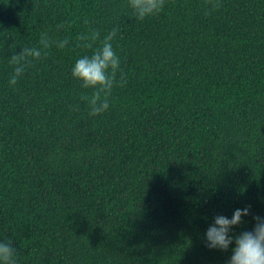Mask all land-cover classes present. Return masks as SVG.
<instances>
[{
	"label": "trees",
	"instance_id": "obj_1",
	"mask_svg": "<svg viewBox=\"0 0 264 264\" xmlns=\"http://www.w3.org/2000/svg\"><path fill=\"white\" fill-rule=\"evenodd\" d=\"M89 27L118 28L127 81L98 117L71 76ZM42 33L70 46L9 85ZM246 205L234 233L264 215V0H166L143 21L126 0H0V240L18 264H226L204 232Z\"/></svg>",
	"mask_w": 264,
	"mask_h": 264
},
{
	"label": "clouds",
	"instance_id": "obj_2",
	"mask_svg": "<svg viewBox=\"0 0 264 264\" xmlns=\"http://www.w3.org/2000/svg\"><path fill=\"white\" fill-rule=\"evenodd\" d=\"M166 0H126V7L136 19L160 14L165 8ZM63 28L64 24L57 26ZM118 28H112L101 38L98 28L89 27L86 33L78 37L81 46L92 49L91 55H82L71 66V76L81 83L84 89H93L92 95H81L89 117H98L110 108V98L115 86L124 87L127 83L121 69V57L114 48L113 41L118 34ZM38 47H23L19 54L10 57L14 65L8 83L15 86L24 74L31 60L47 55V50L53 47L65 49L70 46L69 38L52 40L47 33H42ZM94 45H97L94 47ZM120 79L117 80V73ZM251 215V205L234 209L231 217L223 214L214 216L204 232L205 246L210 249L228 251L231 256L226 264H264V215H254L255 225L250 231L234 233L235 226L243 222V218ZM0 264H18L17 251L13 240H0Z\"/></svg>",
	"mask_w": 264,
	"mask_h": 264
}]
</instances>
